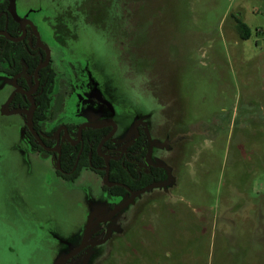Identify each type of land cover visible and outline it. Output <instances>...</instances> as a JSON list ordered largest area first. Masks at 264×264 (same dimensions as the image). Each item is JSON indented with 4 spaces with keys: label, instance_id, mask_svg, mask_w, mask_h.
I'll use <instances>...</instances> for the list:
<instances>
[{
    "label": "rangeland",
    "instance_id": "obj_1",
    "mask_svg": "<svg viewBox=\"0 0 264 264\" xmlns=\"http://www.w3.org/2000/svg\"><path fill=\"white\" fill-rule=\"evenodd\" d=\"M52 1L69 7L62 21L77 37L74 60L85 64L87 33L110 50L95 58L124 103L118 116L149 110L153 126L169 128L155 150L178 151L176 181L144 196L142 211L123 213L132 216L108 255L77 264H264V0H130L123 10V0ZM120 47L142 100L123 84ZM7 91L0 80V264H55L60 247L76 246L86 191L97 192L99 181L85 174L62 182L50 160L29 152L20 119L2 114ZM175 133L176 145L166 140Z\"/></svg>",
    "mask_w": 264,
    "mask_h": 264
},
{
    "label": "flooded vegetation",
    "instance_id": "obj_2",
    "mask_svg": "<svg viewBox=\"0 0 264 264\" xmlns=\"http://www.w3.org/2000/svg\"><path fill=\"white\" fill-rule=\"evenodd\" d=\"M49 4L58 7L61 15L55 12L50 16ZM129 4L130 0H123L121 10ZM68 8L62 1L0 0V80L8 88L2 114L20 119L18 125L28 151L50 160L62 182L74 184L85 174L96 176L99 181L97 192L86 191L87 220L78 233L76 246L60 247L66 252L55 258V264L82 243L88 222L90 228L84 247L64 264H77L87 256L102 259L108 255L112 239L123 231L132 216L129 214V218L123 213L142 211L146 204L144 196L176 181L174 166L178 158L176 149L169 155L155 150L169 128L164 130V124L159 121L153 126L154 121L147 119L149 110L138 111L133 107L132 117L124 116L126 121L118 116L115 106H124V103L115 101L112 90L104 85L103 64L95 58L99 49L103 51V59L110 55V50L100 48L92 33H87L85 64L74 60L72 43L77 37L71 32L74 29L62 21L63 17L70 19ZM117 50L118 67L121 70L124 67L123 84L134 95L130 85L138 84L139 77L133 78V63L122 64L126 52L121 47ZM89 65L93 75L87 70ZM142 94L146 96L145 92H139L134 97L142 100ZM179 136L175 133L166 140L176 145ZM169 189L159 190L158 194L166 195ZM125 202L127 205L111 218L97 221L94 217L89 221L94 215L108 216ZM90 248H93L92 253ZM99 250L101 256L96 255Z\"/></svg>",
    "mask_w": 264,
    "mask_h": 264
},
{
    "label": "water",
    "instance_id": "obj_3",
    "mask_svg": "<svg viewBox=\"0 0 264 264\" xmlns=\"http://www.w3.org/2000/svg\"><path fill=\"white\" fill-rule=\"evenodd\" d=\"M33 109V107L31 108ZM28 123L30 124L31 123V117H30V114H28ZM30 126V125H29ZM107 168L105 169V172H107ZM107 180V176H105V181ZM160 184L158 185H151V186H148L146 187L144 190H142L140 193H143V192H147L153 188H156L157 186H159ZM129 202V201H128ZM128 202H125L124 204H122L121 206L115 208V210H113L108 216L106 217H98V215H94V216H91L89 221L95 217V219L97 221H105L109 218H111L112 216H114L115 214H118L126 205ZM89 228H90V222H88L87 224V229L85 231V237L82 241V243L77 246L75 249H73L72 251H69L67 254H65L61 259L58 260L57 264H64L69 258H71L72 256H74L77 252H79L85 245V238L88 236L87 233L89 231Z\"/></svg>",
    "mask_w": 264,
    "mask_h": 264
},
{
    "label": "trees",
    "instance_id": "obj_4",
    "mask_svg": "<svg viewBox=\"0 0 264 264\" xmlns=\"http://www.w3.org/2000/svg\"><path fill=\"white\" fill-rule=\"evenodd\" d=\"M236 30L243 40L248 39L249 30L240 20H236Z\"/></svg>",
    "mask_w": 264,
    "mask_h": 264
}]
</instances>
